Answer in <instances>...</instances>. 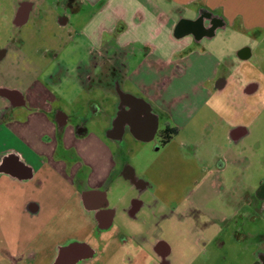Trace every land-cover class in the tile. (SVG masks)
<instances>
[{
	"label": "crops",
	"instance_id": "1",
	"mask_svg": "<svg viewBox=\"0 0 264 264\" xmlns=\"http://www.w3.org/2000/svg\"><path fill=\"white\" fill-rule=\"evenodd\" d=\"M189 6L196 8L193 15H187ZM86 12L89 15L84 19ZM202 13L207 14L201 20L203 26L209 24L210 17L218 22L209 34L177 33L179 21H195ZM53 28L56 36L45 39L48 50H63L68 44L63 34L67 33L94 45L89 49L91 69L86 78L77 81L102 89L100 93L109 102L99 104L91 99L93 116L104 111V124L97 127L89 125L88 118L76 117L74 126L77 132L82 131L77 135L78 145L67 144L68 127H64L62 154L48 146L47 156L44 86L39 81L42 72L23 50L33 43L34 52H39L41 46L33 42L34 37ZM219 34H245L249 40L234 52L212 45ZM0 36H4L0 37V68L13 61L28 71L38 69L31 78L11 81L0 74V164L11 156L18 169L0 167V203L1 196L7 195L11 201L25 195L27 184L37 175L44 187L48 168L62 179V188L65 183L68 186L58 212L72 200L84 223L72 222V229L84 236H67L57 242L49 264H94L112 242H129L148 251L153 264H175L172 245L147 230L139 231V225L144 224L145 208L166 206L159 194L170 195L179 184L160 186L150 171L153 173L159 162L174 168L178 157L187 179L178 189L200 196H247L243 202L259 208L264 219V0H0ZM8 92H15L16 99ZM4 106L10 109L5 112ZM64 112L59 118L66 123L69 119ZM166 126L176 127L177 133L157 147L154 139ZM177 137L183 151L169 155L166 145ZM150 142L152 151L167 152L154 157L139 172L130 161L131 148L145 150ZM203 144L212 149L207 156L198 155L196 167L189 154ZM190 147L194 152H187V157L184 148ZM49 158L62 164V171L49 165ZM76 162L81 166L75 167ZM247 170L248 176L243 178L251 183L240 192L244 185L240 172ZM222 201L223 205L239 204L237 200ZM18 202L22 215L44 217V208L35 199ZM188 205V210H198L194 203ZM48 224L49 220H43L41 226ZM188 225L191 242L201 251L206 240L218 235L209 236L194 220ZM9 258L8 264H16Z\"/></svg>",
	"mask_w": 264,
	"mask_h": 264
},
{
	"label": "rangeland",
	"instance_id": "2",
	"mask_svg": "<svg viewBox=\"0 0 264 264\" xmlns=\"http://www.w3.org/2000/svg\"><path fill=\"white\" fill-rule=\"evenodd\" d=\"M195 9V6H189L190 11L187 15H193ZM88 15L86 12L83 15L84 19ZM55 33V28L52 30L45 29L42 36L34 37L33 42H38L41 46L39 52H34L33 43H28L23 50L31 57L34 64L39 66L42 72L39 81H42L44 86V153L47 156L50 154H48V146H54V151L62 154L61 145L64 127H68L65 130L67 144L70 146L78 145L77 135L82 134V131L77 132L74 126L76 117L80 119L88 118L89 125L96 124L97 127H100L104 124V111L93 116L91 99L99 100V104L109 102V99L105 100L100 93L99 90L102 89L89 88L86 83L85 86H82L77 81V78H86L87 72L91 69L89 49L94 48V45L82 36L78 37L75 33H67V35L63 34V38L68 42L63 50L58 52L52 48L48 50L45 44L47 40L45 39L54 38ZM0 37L3 38L4 36ZM247 40H249L248 35L245 34L239 36L227 35L225 37L219 34L213 39L212 45L215 48L219 45L225 46L229 51H234L235 47L247 42ZM39 54L42 55V58L39 57ZM131 58L136 60L135 56ZM28 69L23 64L8 61L0 68V74L11 81V78L16 77L31 78L38 72L37 68L30 71ZM255 75L259 76V71H255ZM61 111H65L64 113L69 119L66 123L59 118ZM263 133L261 134L260 131L261 136ZM198 136L201 137L202 134L199 133ZM256 136H259V134H256ZM178 138L173 139L166 145L169 155H172V152L176 153V150L177 152L179 150L183 151V148L178 146ZM155 142L157 147L162 146L158 135H156L153 143ZM153 143H148L150 146L147 145L148 147L145 150H138V147L131 148L133 151L129 154L130 161L137 167L139 172L154 157L159 158L165 152V149L152 151L151 145ZM211 149L207 144H203L201 147L198 146L195 152L191 147L189 149L184 148V153L186 152L187 155V152H194L193 155L189 154V156L191 157V164L196 166L195 163L198 162L199 156H207L210 154ZM50 159L49 165L62 171V164ZM174 161L176 164L174 168L173 166L166 167L162 162H159L156 166L157 169L153 173L150 171L149 175L156 183H160V186L179 184L170 195L159 194V197L167 202L166 206H163L160 210L145 208L142 214L144 224L139 225V231L147 230L149 235L167 240L172 245L173 255L171 258L176 262L175 264H258V257L261 253H264V219L261 218V211L257 212L253 206L250 208L248 203L243 202L247 196L237 194L223 196L218 193L200 196L178 189L182 186L183 181L185 182L187 179L183 174L185 171L179 167L183 165L180 163L182 160L179 162L178 157ZM75 164V167L81 166L79 162ZM196 167H193V172L197 170ZM248 173L249 170L240 172V182L244 184H241L240 192L245 185L251 183L246 178ZM244 176L246 177L243 178ZM40 182L41 178L38 175L30 180L27 184V193L23 195L24 198L21 195L20 200L12 198L10 201L7 195L1 196L3 201L1 200L0 203V264H8L10 262L9 257H13L16 264H49L54 253V245L57 242L67 239V236L83 237L85 234L71 227L72 224H75L72 222L84 224L80 222L78 211L75 209L72 200L65 203L64 208L58 212L62 200L68 193L67 184L64 182L62 188V179L58 178L48 168L44 171V187ZM9 188L14 191L12 185H9ZM25 198L38 201L44 208L42 213L44 217L41 214L33 218L22 215L19 212L20 204L18 201H24ZM223 198L230 203L237 200V203L241 205H223ZM13 202H16V204L12 205ZM169 202L175 203V205ZM189 202L194 203L196 205L194 207L198 210H188ZM222 217H225V220H222ZM41 220H44V222L49 220V224L41 226ZM189 220L196 221L200 226V230L204 229L209 236L218 234L215 239L206 240L201 245L202 251L200 247L198 248L191 242L192 234L189 231ZM63 234H66V236L62 237ZM103 252L94 264H153L154 261L151 258L152 256L150 255V257L147 253L148 251L138 249L129 242H112L107 245ZM30 254L32 256H29Z\"/></svg>",
	"mask_w": 264,
	"mask_h": 264
},
{
	"label": "flooded vegetation",
	"instance_id": "3",
	"mask_svg": "<svg viewBox=\"0 0 264 264\" xmlns=\"http://www.w3.org/2000/svg\"><path fill=\"white\" fill-rule=\"evenodd\" d=\"M207 14L206 13H202L201 16L195 20V21H184V20H181L177 23V26H176V31L178 34L184 32V31H187V30H191L195 33V35H202V34H209L211 32V30L217 25V20L215 18H209V24L207 26H203L201 24V20L204 19V17H206ZM244 49L241 50V53H244ZM7 94H9L11 96V99L14 100L16 99L15 98V92H8ZM10 105V104H9ZM10 106H4L3 107V110L6 112L8 111L10 108ZM150 122H146V126H150ZM161 132V130H160ZM160 132H159V137H160ZM161 140V138H160ZM0 167L5 169V170H11V171H14V172H17L18 169L16 168V165L14 164V161L12 160L11 156H6L1 164H0ZM255 210H257V212L260 211L259 208H255ZM65 250L62 251V256H67L68 253L67 252H64ZM258 264H264V253H261L260 256L258 257ZM154 263V261H153ZM160 264V262H159Z\"/></svg>",
	"mask_w": 264,
	"mask_h": 264
},
{
	"label": "trees",
	"instance_id": "4",
	"mask_svg": "<svg viewBox=\"0 0 264 264\" xmlns=\"http://www.w3.org/2000/svg\"><path fill=\"white\" fill-rule=\"evenodd\" d=\"M177 133L176 127L166 126L160 132L161 144H167L170 139Z\"/></svg>",
	"mask_w": 264,
	"mask_h": 264
}]
</instances>
